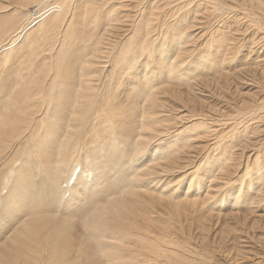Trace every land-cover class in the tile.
<instances>
[{
    "label": "bare ground",
    "instance_id": "1",
    "mask_svg": "<svg viewBox=\"0 0 264 264\" xmlns=\"http://www.w3.org/2000/svg\"><path fill=\"white\" fill-rule=\"evenodd\" d=\"M263 133L264 0H0V264H212L143 209H264ZM82 213L98 252L50 235Z\"/></svg>",
    "mask_w": 264,
    "mask_h": 264
},
{
    "label": "rangeland",
    "instance_id": "2",
    "mask_svg": "<svg viewBox=\"0 0 264 264\" xmlns=\"http://www.w3.org/2000/svg\"><path fill=\"white\" fill-rule=\"evenodd\" d=\"M236 1L238 2L240 0H235V2ZM224 29L225 28H221L223 32H225ZM250 48L251 45L247 43L245 48L243 47L241 53L238 55L239 58H237V61L248 57ZM250 89V87L245 88L240 85L237 81V85L233 90L215 93L208 92L205 96L210 97L209 102L216 108L220 107L216 104L221 102V100L225 102V99L229 101L234 99L238 103L244 100H250L249 102L252 104L257 101L259 96L256 98L255 94H253ZM213 96L219 101L215 100L213 102ZM226 105L225 107L230 108ZM172 112L175 114L177 111L173 110ZM263 140L264 133L262 138H258V141L263 142ZM255 145L256 144H253V146ZM239 152L241 154V151ZM243 163L245 164V161ZM235 176L236 174L234 173L233 177ZM189 180L190 178L187 180V183ZM183 190L186 191V186ZM235 191H238V189ZM227 193L224 198L227 197ZM234 194H236V192ZM223 199L218 201H222ZM223 204L226 206V201H224ZM233 205H235L234 202L232 203V206ZM224 206L219 207L217 204V209L213 212L207 213L203 211L199 214H193L191 211L192 206L186 207L185 205H177L169 199H163L161 202H155L152 206L148 205V208L143 210H150L152 212V215L147 218H150L152 224L156 228L165 231L168 239L174 238L178 240L179 244L184 245V251L188 253L186 255L188 257L191 256L189 259L205 258L212 264H252V262L264 257V209L255 211L253 209H235ZM232 212L234 213L231 214ZM137 214H141V216L146 218L141 210H138ZM67 217L68 215H62V218L59 219L56 226L52 225L48 227L50 235L53 238H60L61 242L64 243L69 241L71 244L82 243L85 249L98 252L100 243L92 238L93 232L90 235L80 237L83 229H88L85 214L82 213L76 216L77 219L71 218L63 222ZM0 224L2 226L0 230L1 261L3 259H9L11 255L20 252V246L18 244L24 242V240L20 239H22V234L25 231L22 228V221L18 222L14 218L0 222ZM111 232L114 231H110V233ZM119 234L126 235L127 233L122 229ZM76 236L79 238H76ZM49 247H51V245H45L44 249L46 250ZM72 256L74 257L75 254L73 253ZM64 260V264L70 261L69 259ZM53 262L59 264L55 260Z\"/></svg>",
    "mask_w": 264,
    "mask_h": 264
}]
</instances>
